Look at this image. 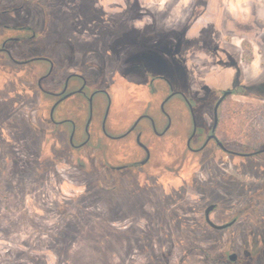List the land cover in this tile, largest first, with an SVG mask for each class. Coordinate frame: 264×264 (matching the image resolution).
Masks as SVG:
<instances>
[{
  "label": "rangeland",
  "instance_id": "374dc122",
  "mask_svg": "<svg viewBox=\"0 0 264 264\" xmlns=\"http://www.w3.org/2000/svg\"><path fill=\"white\" fill-rule=\"evenodd\" d=\"M14 5L23 8L12 20L37 34L29 56L52 59L54 81L78 72L94 90H108L114 111L126 108L128 124L148 104L160 119L166 84L158 79L151 84L150 74L172 79L209 124L222 91L234 90L235 82L243 89L224 99L217 134L254 149L264 142V92L257 93L264 84V0H14ZM19 69L37 74L44 64ZM23 75L16 82L0 73V264H214L203 251L217 259L232 245L241 248L242 241L204 237L191 221L200 218L205 183L222 202L215 216L247 208L242 190L247 186L256 190V220L264 218V156L213 161L191 155L189 117L180 98L170 102V134L152 140L159 178L153 188L137 192L133 179L108 175L96 138L82 150L67 148L62 131L69 126L59 130L51 122L53 100L31 88L34 76ZM83 105L80 101L75 116L81 127ZM62 117L57 110L54 119ZM215 163L227 176L218 182Z\"/></svg>",
  "mask_w": 264,
  "mask_h": 264
},
{
  "label": "flooded vegetation",
  "instance_id": "af4514ba",
  "mask_svg": "<svg viewBox=\"0 0 264 264\" xmlns=\"http://www.w3.org/2000/svg\"><path fill=\"white\" fill-rule=\"evenodd\" d=\"M22 8V5L15 6L14 0H0V73L10 74L16 82L15 76L19 73L24 74L26 80L30 76H34L32 79L35 83L31 88L36 87L44 96L53 100L49 111L51 122L59 130L69 126L68 131L65 129L62 131L67 148L72 151L82 150L93 144V137L96 138L97 149L101 152L102 159H105L103 167L109 176H118L120 180L125 178L126 181L129 178L133 179L137 192H141L139 189L141 187L143 189L149 186L150 188L154 187L155 179L159 178L157 176L159 164L152 165L154 150L152 140L153 137L158 141L164 140L170 134L174 116L170 102L174 97L183 101V108L188 113L189 123L187 125L191 132L186 139V149L191 155L202 156L213 161L217 158L221 160L223 156L229 161L249 160L264 156V152L257 153L264 148L244 152L240 145L235 146V144H241L238 140L235 138L224 140L217 134L221 127V108L224 99L235 93L236 90L243 89L242 87L235 88V82L233 83L234 90L222 91L220 97L222 102L217 109V121L215 122V106L220 99L213 107L212 122L209 124L201 120L202 116L199 114L201 107L194 104L186 92L174 89L172 79L165 75L154 77L150 74L151 84L155 79L166 84L164 97L158 104L160 119L151 115L148 104L137 118L128 124L126 108L120 106L118 112L114 111L115 107L112 108L111 93L108 90H94L86 78L78 72L64 75L61 73L62 76L54 81L53 60L42 54L34 58L29 56L28 53L33 48L32 45L37 39V34L31 25L12 20L14 14ZM34 61L44 64L43 71L40 70L36 74L33 72L34 70L19 69ZM7 65L12 68L6 67ZM24 86L27 89V85ZM262 92H264V84L257 88L258 95ZM80 101L84 102L83 107L86 112V121L83 127L78 126L75 120ZM57 110L63 113L60 121L54 119ZM116 113L121 114L119 119H117ZM108 122L112 125L111 130L106 128ZM170 144L173 145V142ZM215 167L216 182L220 176L222 179L227 178L225 173L219 171L217 163H215ZM149 181L152 184H148ZM141 183L145 184L141 185ZM202 188L205 199L201 203L200 218L191 221H196L200 225L204 230V237L224 239L226 236L228 239L242 241L241 248L237 249L232 245L217 259L209 255L208 251H203L202 256H205L206 261H212L214 264H264V218L256 220L254 216L256 190H251L247 186L242 187L244 193L249 197L247 208L239 210L237 207L235 215L232 216H215L222 207L218 191L211 189L212 187L208 183L202 184ZM169 197L170 200L174 199L173 193Z\"/></svg>",
  "mask_w": 264,
  "mask_h": 264
},
{
  "label": "trees",
  "instance_id": "16d2710c",
  "mask_svg": "<svg viewBox=\"0 0 264 264\" xmlns=\"http://www.w3.org/2000/svg\"><path fill=\"white\" fill-rule=\"evenodd\" d=\"M237 111V110H236ZM236 114H239V111H237ZM236 145H240V147L242 148V150L245 151H252L254 149V147L250 146L249 144H245V143H241V144H235ZM259 148H264V142L262 143V145Z\"/></svg>",
  "mask_w": 264,
  "mask_h": 264
},
{
  "label": "water",
  "instance_id": "95a60500",
  "mask_svg": "<svg viewBox=\"0 0 264 264\" xmlns=\"http://www.w3.org/2000/svg\"><path fill=\"white\" fill-rule=\"evenodd\" d=\"M221 102H222V99H220L216 103V106H215V122L217 121V109H218L219 105L221 104ZM262 152H264V150L257 151V153H262Z\"/></svg>",
  "mask_w": 264,
  "mask_h": 264
}]
</instances>
